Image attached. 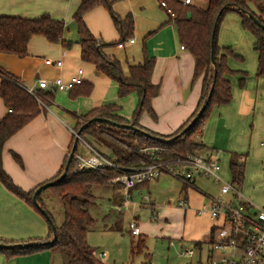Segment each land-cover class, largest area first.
<instances>
[{"label":"trees","instance_id":"obj_1","mask_svg":"<svg viewBox=\"0 0 264 264\" xmlns=\"http://www.w3.org/2000/svg\"><path fill=\"white\" fill-rule=\"evenodd\" d=\"M113 3L114 0L79 1L77 8L72 14V22L75 25L78 35L77 44L80 47L79 57L82 62L92 65L97 73L102 74L116 84L117 98L123 99L128 95L135 94L137 96V105L131 114L130 120L122 118L119 115L121 107L114 104L93 108L81 116H74L76 121H81V123H77L74 126V129L79 130L87 121L93 118H105L117 124H131L150 136L165 141L148 138L139 132L97 122L83 129L80 134L81 136L84 133L94 136L95 132L92 128L93 126L99 125L119 133L131 141L128 143L129 151L122 150L118 147L110 150L113 160L124 171L104 169L100 172H73L75 163L72 160L65 178L48 187L61 200L64 219L62 224L56 227V240L51 244H45L52 238L51 225L45 220L40 210L36 208L32 201L34 190L43 183L29 191H23L4 172L1 161V153L5 142L34 118L39 113V108L36 105V101L19 85L20 81L0 68V98L6 108V113L0 119V183L8 192L24 201L40 214L47 223L49 231L44 238L30 239L23 242L0 239L1 245L36 243V245L27 248H0V254L4 255L6 259L27 256L42 251H50L52 253H61V264H104L93 253V249L86 241L87 229L93 225V220L88 213V208L93 200L90 192L91 187L94 185H105L110 179L127 172L126 170L139 168L150 163L147 157L137 153L136 147L158 148V159L163 162L174 161L177 158L184 159L189 155L200 154L207 157L212 155L210 149L200 141L202 128L209 116L210 109L213 106L220 107L227 105L232 100L231 84L226 76L237 74L239 76L240 88L244 87L247 77L246 72L231 70L227 65V57L233 56L239 59L241 57L235 55L230 47H219L217 43L218 27L227 13H236L239 17L241 28L251 35L253 39L252 49L257 55L255 75L256 77H264V30L240 12V10L249 12L264 26V0H260L259 3L257 0H208L205 8L197 7L191 3L183 5L169 2L168 4L174 13V18H170L165 13L168 18L166 24L173 25L179 46H183L184 50L192 56L194 61L192 80L195 81L201 78V91L192 114L176 131L169 135L150 132L139 125V119L143 112L155 118L151 102L158 95L159 87L150 81L154 58L148 57L143 48L142 61L135 65H129L127 67V75H125L119 61L104 52L106 48L117 46L118 44H123L122 48H124L127 41L131 39L134 30L131 14L128 13L125 17L121 18L113 12ZM225 5L233 7L227 8L221 13L216 27L214 38L216 76L213 79V68L210 62V37L215 18L219 10ZM253 5L254 8L252 9ZM96 7H104L109 12L112 23L119 34L117 41L106 43L102 39L94 37L89 32L83 17L87 12ZM66 30L67 26L63 20L53 19L48 14H41L36 18L0 16V53L13 55L18 58L25 57L27 55V44L33 36L42 37L49 43L59 44L63 49H68L71 47L72 42L64 38ZM211 84H213L211 97L197 121L181 136L169 141L181 132L196 116L203 101L207 97ZM92 91L93 85L83 81L68 91V97L70 99L88 97ZM43 93V95L49 97L53 96L52 93ZM196 137L198 141H196ZM73 139L72 137L68 148L69 151L72 147ZM13 157L15 161L20 163L18 156L13 154ZM238 157L236 154L230 155L228 169L230 181L241 187L244 165L243 162L239 161L243 157ZM66 159L67 156L59 172L47 182L54 181L62 173ZM145 185L137 186L134 189ZM186 192L187 188L182 185L181 194L185 202ZM39 195L37 196L38 204ZM40 207L43 210V207ZM214 230L215 228L213 229L211 227L210 240H212L211 236ZM137 237L136 242L131 241L130 243L131 257L144 253L145 250L144 237L142 235ZM197 246H199L198 243H194V247L196 248ZM145 256L148 257L146 254Z\"/></svg>","mask_w":264,"mask_h":264},{"label":"crops","instance_id":"obj_2","mask_svg":"<svg viewBox=\"0 0 264 264\" xmlns=\"http://www.w3.org/2000/svg\"><path fill=\"white\" fill-rule=\"evenodd\" d=\"M79 1L0 0V16L36 18L41 14H48L53 19L63 20L66 26H69L72 22V14ZM118 3L120 7L114 8V11L121 18L128 13L131 14L130 12L134 13V28L137 37L141 40L139 52L136 48L138 46L137 41L132 44L126 43L124 48L116 46L124 51L126 46L129 49V55L125 54L124 57L126 62L124 74L127 75L129 65H135L142 61V50L144 48L147 56L154 58L150 81L152 84L159 86V93L151 102L155 118L150 120L145 117L146 115H143L139 119V125L150 132L169 135L176 131L195 109L201 91V78L196 79L193 83L191 82L194 66L193 58L186 50H181L180 46L179 50L177 49L174 42V27L172 24H170L172 26L166 24L168 18L159 7L158 0H125ZM83 19L89 32L94 37L101 38L104 42L114 41L119 37L110 15L102 7H96L87 12ZM106 49V54L111 53L116 58L114 50ZM45 59L60 60L62 64L60 67L47 66L44 64ZM81 64L78 48L75 47L71 51H67L59 44L49 43L39 36H33L29 40L27 55L23 58L0 53V68L26 86L35 85L39 79L50 82L60 77L63 81H67L70 77L75 76L79 69L82 70L81 78H91L92 80L93 74L84 71L80 66ZM226 78L229 80V77L226 76ZM256 78L259 82H257L255 90L252 92L253 88L249 84L247 90L235 94L234 87L231 85V102L218 107L217 116L213 120L215 121V133L221 136L219 142L222 143L221 145H215V147L204 144L210 149L212 156L220 157L225 153L223 166L227 169L231 154H236L239 157L244 155L243 158L248 156L247 153L237 152V149L233 148L230 143L222 141L225 136L230 135L233 126L238 130L239 127L245 126L248 119L251 121L257 116L260 118L259 122L264 129V77ZM94 80L96 82L103 81L102 83L105 85L101 97L94 96V91H92L88 97L64 101L62 108L57 105L58 103L62 104L59 97L66 100L63 95L67 92H56L59 97H56L54 93L51 105L46 108H39V113L5 142L1 153L2 168L17 187L23 191H29L52 179L59 172L69 152L68 148L72 140V134L69 130L74 125L73 120H75L71 117V113L74 116H81L93 108L107 105L104 104V100L106 99L105 91L108 88H111L112 94L114 91L116 95V84L113 81L105 78V76H99ZM84 82L86 81L84 80ZM189 83L193 84L190 89H188ZM164 92L166 93V99L162 98ZM112 98H114L113 95ZM115 103L114 105L121 107L119 115L126 120H130L131 114L137 105V96L131 94ZM5 113L6 108L0 98V119ZM202 130L206 131V126ZM13 154L19 157L20 163L15 161ZM263 164L264 162L262 163L264 170ZM243 165L244 183L242 182L240 187L242 199L250 201L248 197L243 195V192H245V194L256 198L258 203L264 205V188L261 187L262 181L259 180L264 174L260 170L254 172L252 170L253 164L249 163L247 169H245L246 162L244 164L243 161ZM149 183L132 191L141 194V189L145 188L148 192ZM193 188V190L187 189L189 191L186 192V205L182 207L178 205V202L183 199V195H181L177 199V206L183 210V215L188 214L191 220L196 223L191 235L193 237L192 241L198 243L199 246L194 247L195 252L192 261H200L204 258L202 244L208 245L210 240L211 221L207 215H196L195 210L205 202L203 196L209 195L202 194L197 187ZM178 194H181V188ZM253 195H256V197ZM153 204L151 205L152 210L157 209ZM156 213L158 214V212ZM48 232L44 218L24 201L8 192L0 183V239L23 242L30 239L44 238ZM140 235H142L141 230ZM170 242L173 241L170 240L168 246L173 247L174 245H169ZM52 255L53 253L50 251H42L27 256L6 259L4 255L0 254V264H52ZM180 256L182 255L180 254ZM105 257V255L101 256V262L104 263Z\"/></svg>","mask_w":264,"mask_h":264},{"label":"rangeland","instance_id":"obj_3","mask_svg":"<svg viewBox=\"0 0 264 264\" xmlns=\"http://www.w3.org/2000/svg\"><path fill=\"white\" fill-rule=\"evenodd\" d=\"M123 1L125 0H114V3L112 4L113 12H115L114 8L118 6L120 7V4L118 2ZM257 2L259 3L260 0H257ZM191 4L200 6L201 8H205L207 6V0H192ZM102 8L106 10L104 7ZM253 8L254 5L252 6V9ZM107 13L109 14L108 11ZM130 13L133 18L134 13ZM169 26L172 25L169 24ZM64 38L72 42L71 47L65 50L71 51V49L76 47L79 49L80 55V47L77 44L78 35L73 22H71V24L67 26ZM118 39L119 37L110 42H115ZM131 39L137 41L138 46H136V48L137 52H139L141 47V40L137 37L135 28L133 30ZM252 41L253 40L251 35L241 28L239 17L236 13L230 12L223 17L218 27V46H228L233 50V53L235 55L241 57V59L235 58L233 56L227 57V65L231 70L237 72H246L247 75L243 88L239 87V76L237 74L227 76L229 77L231 85H233L234 87L235 94L247 90V87L249 88V84L253 88L251 90L252 92L253 90H255L257 82H259L255 75L257 55L252 49ZM174 42L177 49L179 50V44L176 38V34ZM108 48L110 50H114V54L118 59L124 73V68L126 67L124 57L125 54L127 56L129 55L128 47L126 46L125 51L118 49L116 46ZM109 55L114 57L113 55H111V53ZM80 66L84 71H88L93 74L92 80L91 78H82V80L84 79L86 82H89L93 85L94 96L98 98L101 97L104 93L105 85L104 83H102L103 81L96 82L94 79L99 78V76L103 75L97 73L94 70V67L90 64L82 62ZM191 82H194L192 80V77ZM192 83L188 84V89L192 87ZM43 94L44 93H42L40 97L41 101L47 106L51 105L52 97ZM55 94L56 97H59V94ZM105 95L106 99L104 100V104H116L115 102L120 100L119 98H117L114 91L112 94L111 88H108L105 91ZM112 95L114 96V98H112ZM63 96H65L66 100L59 97V99L62 101H60L62 104H57L62 108L64 101L67 102V100H72L68 97V92ZM162 96V98L166 99L165 92ZM54 103H56V101H54ZM36 105L39 108L37 102ZM217 109L218 106L211 107L209 116L203 126H206V131L202 130L200 135V141L203 144L209 145L211 147H215V145L219 144L221 145L222 143L219 142L221 141V136L215 133V121H213L217 116ZM143 115H146L145 117H148L150 120L154 119L146 112H143L140 118ZM71 117H73L74 119V114L71 113ZM259 119L260 118L257 116H255V118L251 121L250 119H248L245 123V126L239 127L238 130L233 126L230 135L227 137L225 136L222 141L230 143L233 148L237 149V152L240 151L242 154H248V156L244 158L245 160L247 159L246 161L244 160V164L246 162L245 169H247V165H249L250 163L253 164L252 170L254 172L260 170L261 173L264 174V170L262 167V163L264 162V129L262 124H260ZM73 121L74 125H72V128H74L77 123H81L80 120ZM92 130L95 132L94 136H90L84 133L82 136L80 135V141H77V144H80L81 141H83L94 150L103 153L110 159H113L110 150L114 148L118 147L122 150L129 151L128 143H130L131 141L123 137L121 134L108 130L99 125L93 126ZM196 141H198L197 137ZM140 148L142 147H136L137 153L145 156L140 151ZM79 150L83 154H87V150H85V148H80ZM243 156L244 155H242V157ZM218 158L220 159V165L222 168V166L224 165L223 159L225 158V153L220 155V157ZM78 170L79 169L77 165L74 164L73 172H78ZM221 176L224 180L230 182V174L225 166H223ZM259 180L262 181L261 187L264 188V176L262 178H259ZM181 187L182 183L180 182V180L171 175L162 174L156 181H151L149 183L148 192L145 188L141 189V194H136V192L132 191L128 200L129 204L125 207V209H123V206L121 204L123 201V197L120 193V186L118 185V183L110 179L109 182L105 185L92 186L90 192L93 196V200L91 201V204L88 208V213L93 220V225L92 227L87 229L86 241L88 245L93 249V253L97 257H99L101 253H104V255L106 256L104 258V264H186L187 258H185L184 256H180V254L184 249L187 248L194 250V242L192 241L193 237L191 234L196 226V223L191 220L188 214L183 215V210L177 206V199L182 195L178 194ZM192 187L199 188L202 194H206L211 197L218 196L219 185L214 184L211 180L197 179ZM193 189L194 188H189V190ZM189 190H187V192ZM243 193V195L245 197H248L253 205H263L262 203H258V201H256V198L252 197L249 194H245V192ZM144 196H146L147 201L143 199ZM253 196L256 197V195ZM189 198H191V196H189ZM205 202H207L206 199ZM152 204L155 205L157 209L153 208L154 210H152ZM39 205L42 206L43 211H45L48 216H50L53 224L56 227H59L62 224L64 219L62 203L50 188H46L40 193ZM156 212H158V214ZM132 221H135L137 223L138 228L141 230V234L145 239L144 253L138 254L135 257L130 256V243L131 241L136 242L138 238L137 236H132L129 232V223ZM170 240L173 241V247L168 246V242ZM208 249H210L209 245L202 244V255L204 257L207 255ZM145 254L148 255V257H146ZM51 262L52 264H61V253L54 252Z\"/></svg>","mask_w":264,"mask_h":264},{"label":"built area","instance_id":"obj_4","mask_svg":"<svg viewBox=\"0 0 264 264\" xmlns=\"http://www.w3.org/2000/svg\"><path fill=\"white\" fill-rule=\"evenodd\" d=\"M169 2L187 5L191 0H158L159 7L170 17L174 18V13L169 7ZM133 39L127 41L132 44ZM122 48L123 44H118ZM184 50L183 46H180ZM47 66L60 67L61 61L45 59ZM82 70H78L75 76L63 81L60 77L47 81L39 79L35 85H19L38 104L39 108H46L41 101V95L45 93L68 92L71 88L83 82L81 78ZM72 137L80 141V135L74 128H70ZM85 148L87 154H83L79 149ZM140 151L148 158L150 163L139 168L126 170L123 174L114 177L112 180L120 186L123 197L122 206L125 208L129 204L130 192L137 186L148 184L158 179L162 174L171 175L182 183L187 189L193 188L197 178L211 180L219 185V195L215 197L204 196V202L195 210L196 215H207L211 221V227L215 230L208 241L210 249L206 257L200 261H192L194 250L184 249L181 255L188 259L187 264H264V205L255 206L248 200H243L240 185L228 182L220 176L221 165L218 157L204 156L200 154L189 155L184 159L177 158L174 161L163 162L158 159V148H140ZM74 163L81 171H101L104 169L123 170L113 159L108 158L101 152H97L85 142L77 145L73 155ZM240 162L244 158L239 159ZM264 166V164H263ZM124 171V170H123ZM135 190V189H134ZM147 201L146 196L143 197ZM179 206H185L183 199L178 202ZM129 232L132 236H139L140 229L135 221L129 223ZM173 246V242L169 243ZM104 255H99L98 258Z\"/></svg>","mask_w":264,"mask_h":264},{"label":"water","instance_id":"obj_5","mask_svg":"<svg viewBox=\"0 0 264 264\" xmlns=\"http://www.w3.org/2000/svg\"><path fill=\"white\" fill-rule=\"evenodd\" d=\"M231 7H233V6L225 5L219 10V12H218V14H217V16L215 18V23H214L213 30H212V33H211V37H210V62H211V66L213 68V79H215V76H216L215 54H214V47H215L214 38H215L216 27H217V24H218L219 17L221 15V13L224 10H226L227 8H231ZM240 12L243 13L248 18H250L262 30H264V26L252 14H250L249 12H247L245 10H240ZM212 90H213V84H211V86L209 88V92L207 94V97L203 101V104L200 107L199 111L197 112L196 116L191 120V122L181 132H179L176 136L172 137L169 141L175 140L176 138L181 136L186 130H188L197 121V119L202 114V112L205 110V108H206V106L208 104V101H209V99L211 97ZM95 122L108 124V125L115 126V127H118V128L139 132V133L147 136L148 138H153V139H157V140H160V141H165V140L159 139L157 137H152L149 134L139 130L138 128H135L131 124H117V123H115V122H113V121H111L109 119H105V118H93L92 120L87 121L79 130H77V135H80L81 132L83 131V129H85L86 127H88L89 125H91L92 123H95ZM77 141H78L77 138H75L73 140L72 147H71V149H70V151H69V153L67 155V159H66V162H65V165H64L62 173L54 181L45 182L42 185H40L39 187H37L34 190L33 195H32L33 204L36 206V208H38L40 210V212L44 216L45 220H47L50 223V225H51L52 238H51L50 241H47L46 244H51V243H53L56 240V238H57L56 226L53 224V222H52L51 218L48 216V214L45 211H43L41 209L40 205L37 203V196L42 192V190L50 187L54 183L60 182L61 180H63L65 178V176L67 174V171L69 169V166L71 164V161L73 159L74 152H75L76 147H77ZM33 245H36V243H24V244H15V245H1L0 244V248H7V249L27 248V247H31Z\"/></svg>","mask_w":264,"mask_h":264}]
</instances>
